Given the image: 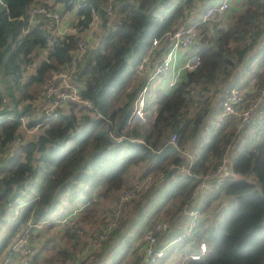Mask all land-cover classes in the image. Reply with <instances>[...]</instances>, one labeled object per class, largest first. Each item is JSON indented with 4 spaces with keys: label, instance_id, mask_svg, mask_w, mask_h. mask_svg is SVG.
Segmentation results:
<instances>
[{
    "label": "trees",
    "instance_id": "16d2710c",
    "mask_svg": "<svg viewBox=\"0 0 264 264\" xmlns=\"http://www.w3.org/2000/svg\"><path fill=\"white\" fill-rule=\"evenodd\" d=\"M45 1L53 7L60 5V12L75 11L73 32L60 35L41 16L30 21V10L38 0H0V231L15 211L26 205L18 222L0 238V253L7 256L18 228L27 221L52 216L63 219L78 203L87 208L86 217L101 199L119 201L116 193L128 188L129 169L144 164V173L137 180L156 179L135 195L136 220L129 226L127 219L121 220L98 249H88L87 242L78 249L77 231L61 229L57 233L60 238L66 236L65 243L43 264H126L135 247L142 255L134 264H139L140 258L148 263L138 225L150 213L155 220L144 229L162 212L174 219L158 240L157 246L165 245L167 236L177 230V218L196 206L191 195L198 175L215 167L228 144L248 139L251 130L255 136L264 123V115L257 117L238 133L231 121L216 129L209 123L220 111L228 89H243L252 99L256 89L264 86V38L259 40L264 35V0H231L220 20L206 22L201 21L202 13L219 0ZM192 2L196 4L193 11ZM108 5L110 13L105 11ZM93 13L98 18L96 40H91L71 73L80 96L89 100L93 109L71 102L54 115L37 114L35 101H43L42 94L54 75L68 68ZM189 23H195L198 33L190 47V52L199 54L198 66L183 71L161 96L153 121L129 127L134 99L146 81L134 76L133 67L153 38L160 41L161 54L167 50L164 35ZM31 130L37 133L26 137ZM171 137L177 147L169 143ZM129 140L144 144L132 145ZM182 150L194 155L189 175L178 169L184 161ZM250 166L254 182L230 189L227 185L220 190L212 188L205 195L201 210L222 193L226 201L197 227L194 245H187L190 253L205 242L206 253L186 264H264V145L252 155ZM158 176L161 182L153 185ZM137 236L140 241L134 243ZM35 240L33 236L28 243L27 264L36 260Z\"/></svg>",
    "mask_w": 264,
    "mask_h": 264
},
{
    "label": "built area",
    "instance_id": "2783aa9c",
    "mask_svg": "<svg viewBox=\"0 0 264 264\" xmlns=\"http://www.w3.org/2000/svg\"><path fill=\"white\" fill-rule=\"evenodd\" d=\"M231 0H219L215 5L206 8L201 15V21L206 22L213 18L221 19L222 14L229 7ZM43 2V3H42ZM46 3L45 0H38L32 9L29 16L30 21H34L37 16L45 18L48 26L54 27L56 31H61L62 28V15L59 11L60 5L55 7L51 6V3ZM195 2L191 4V11L195 8ZM112 10L111 5L105 8L106 13H110ZM98 18L97 14L93 13L92 20L88 31L83 34L82 39L78 42L77 47L72 55L71 62L66 70L57 72L54 75V79L50 82L44 92L43 101H50L52 107L45 113V115H54L56 110L60 107H65L67 103H76L85 107L86 110H92V103L89 100L83 99L79 93V87L71 80V73H73L75 66L83 58V55L89 47L93 35L98 31ZM63 30V29H62ZM74 31V30H73ZM68 32V31H67ZM198 33L195 23H189L181 26L175 31H170L164 35V41L167 42V50L163 53H159L161 50L160 41L153 38L151 46L147 52L138 60L133 67V74L140 80H146L144 85L140 87L133 103L132 111L128 117V126L134 124H144L146 120L153 121L156 116L158 108V102L161 96L170 90L178 81L181 73L185 70H194L199 62L200 57L196 52L191 51L190 47L194 44ZM264 35L260 37L262 41ZM162 43V42H161ZM163 55L161 58L159 55ZM184 56V60L181 63H177L178 58ZM170 76L169 82L166 84L162 93L157 96L156 88L154 85L159 82V77ZM159 79V80H158ZM264 115V86L256 89L255 96L250 99L248 93L243 89L232 87L228 89L223 95L221 101V109L219 113L211 121L210 125L212 129H216L224 121H231L236 126V133L240 132L247 126H250L254 119ZM219 116V117H217ZM34 130V129H33ZM33 130H31L33 132ZM169 143L174 147H177L175 137H171ZM264 145V123L259 127L256 135L254 136L251 144L245 148L236 158L232 156L234 150V144L227 145L221 159L215 165V167L208 173L198 175V183L195 190L192 192L191 199L196 203L194 208L186 209L184 212L188 215V225L182 229V231L176 233L174 237L165 243L163 246H157L158 240L169 230V221L160 219L155 223H152L143 231L142 237V250L150 263L160 262L165 255L166 264L168 260L174 257L173 251L179 247L187 245L193 238L197 227L208 217L206 209H202V206H198L202 195H207L212 191V188L220 190L225 185L230 189L234 185H238L242 182H254L255 175L252 172L250 166V160L255 151ZM180 155L184 159L183 163L179 166V171L184 174H191V165L194 159V155L189 150H182ZM141 181H146L141 180ZM137 183L131 187L126 188L122 200L133 196L137 193L140 187L144 183ZM138 190V191H137ZM126 194V195H125ZM130 195V196H129ZM225 193H222L221 197H224ZM126 198V199H125ZM80 209H72L63 219L55 222V226L59 225V228H54L59 231L62 225L64 229H68L70 233L74 231L76 227L75 216ZM19 214V211H15V217ZM51 219H42L39 221H27L25 225L18 228V232L9 246V253L5 257L2 264H27L28 258L31 253L29 247V241L32 237L39 234L43 229L49 228L53 224ZM113 223L106 222L104 227L94 231L90 234L87 240L88 249H98L102 242L107 238L109 232L112 230ZM80 232V231H79ZM176 245L175 248L168 253V250ZM206 243L200 242L197 246V250L184 254L179 264H186L189 260L198 261L206 253ZM171 261V260H170ZM71 264V263H70Z\"/></svg>",
    "mask_w": 264,
    "mask_h": 264
},
{
    "label": "rangeland",
    "instance_id": "374dc122",
    "mask_svg": "<svg viewBox=\"0 0 264 264\" xmlns=\"http://www.w3.org/2000/svg\"><path fill=\"white\" fill-rule=\"evenodd\" d=\"M60 13L62 14V23H65V25L63 24L64 27L65 28L70 27V28H73V30H74L76 27L75 21L77 20L75 17V11L74 10H72V11H61ZM114 15H116V14H114ZM89 25H90V23H89ZM64 27L62 26L61 31H57L60 35L67 32L65 30H62V29H64ZM68 31H70V29ZM95 40H96V36H94V38L92 39V42H94ZM39 52L41 55L43 54L42 50H39ZM43 95H42V97H44ZM34 105L35 106L33 109H35L36 113L39 115H41L42 113H44V114L47 113V111L52 107V104L50 103V101L37 100V101H35ZM217 117H219V116H217ZM213 120H214V116L210 118L209 123H211V121H213ZM147 122H148V120H146L145 123H147ZM129 127H131V126H129ZM252 132H253V130H251L248 139L240 138L238 140V142L235 143L234 150L232 151V156L234 158H236L245 148H247L249 146L251 140L254 138V133L252 134ZM35 133H37L36 130L33 133H27L25 136L26 137L28 135L32 136ZM143 167H144V164H141L140 166L139 165L134 166V167L129 169V171L126 175L127 179H129V183L127 184V187H131L133 184L135 186V185H137V183H138V185H140L139 180H137L139 178H137V177L138 176L140 177L141 174L144 173ZM158 178H160V179L155 181V183L153 185H157L158 183L161 182L162 177L158 176ZM154 179H156V177L151 176V177L145 178L146 181H140V183H144V184L139 189L142 190V189L148 187L153 182ZM125 189L126 188H124L121 191L116 193V196L120 197L119 201L122 200L121 197H125L124 196V193L126 191ZM135 195H136V193L127 199L125 198L126 199L125 201H128L131 198L134 199L133 201H129L125 205H121L118 200L116 201L114 198H111V197L108 199H101L100 202L98 203L97 207H96V210L89 213L86 217H85V215L87 213V210H86L87 208L85 209V206H82L79 203L71 206V209H80L78 214L75 216L76 227L74 228V232L77 231V233L79 234V241L80 242L78 245V249H80L87 242V240H88V238L92 232L97 231L98 229H101V227L104 224H106V222L109 221V222L113 223V227H112V230H113L114 228H117L116 226H118L120 224L121 220H123V219H125V220L127 219V221H128L127 225L128 226L130 225L131 221L136 220L137 215H134V211H135L134 203L137 202L136 201L137 196L135 197ZM204 199H205V195H202L198 206L204 205V202H205ZM223 199H224L223 197L218 198L208 208H206V211L209 214L208 217L212 216L215 213V211H216V209L220 203L226 201ZM121 206H122V209H120ZM25 209H26V205L20 206L18 208L19 217L16 218L15 216H13L11 219L8 220L6 227H3L2 230L0 231V238L3 237L4 235L6 236L10 232L11 227L13 226V224H16L18 222L20 216L22 215V213L24 212ZM85 210H86V212H85ZM70 211L71 210H69L65 215H67ZM149 215L146 216V220L144 222H141L138 225V227H137L138 234L142 233L144 228L155 220V215L153 213H152V215H151V213ZM124 217H126V218H124ZM181 217L182 216H179L177 219L180 220V219L184 218V217H182V218ZM50 219L53 221L59 220V219H56L55 216H52ZM129 219H131V220L129 221ZM160 219H165V220L169 221V224H170L169 227H172L171 221H174V219L171 220L170 217L168 215H165L164 212L160 213L158 220H160ZM158 220H156V221H158ZM184 220H185L184 222L186 223V225H185V227H186L187 223H188V219L184 218ZM55 227L59 228V225H57ZM60 229L63 230L64 227L61 225ZM61 232H63V231H61ZM68 232H69V230H68ZM173 235H174V232H171L169 234V240L174 237ZM58 236H59V233H57V230L54 227L43 229V234L36 235L34 237L36 239L35 241L37 243L39 242L40 245H36V248L33 250L34 253L36 251H38V252H37L36 260H32V262H30V264H43V262L45 260H47V258L49 256L51 258H52V256H55L56 252L58 250L59 244L65 243V240H66V236L64 234L62 235L61 238H60V236L59 237ZM139 241H140V237H138L134 243H138ZM137 250H138V252H137ZM140 251H139V248L135 247L131 251V255L126 257L125 263L126 264H134L135 260L139 256L142 255ZM142 259L143 258H140L139 264H166V259L163 262L160 261L161 263L159 261L157 263H150L148 260H147L148 261V263H147ZM4 260H5V252H2V253H0V264H2V262Z\"/></svg>",
    "mask_w": 264,
    "mask_h": 264
},
{
    "label": "crops",
    "instance_id": "0c3cea01",
    "mask_svg": "<svg viewBox=\"0 0 264 264\" xmlns=\"http://www.w3.org/2000/svg\"><path fill=\"white\" fill-rule=\"evenodd\" d=\"M218 2V1H217ZM216 2V3H217ZM215 3V4H216ZM65 25V23H62V26L64 27V25ZM70 29V31H68ZM63 30H65V31H68V32H73V28H70V27H68V28H65L64 27V29ZM160 53V50L158 51V54ZM163 55L164 54H162V55H159L161 58L163 57ZM184 60V56H180L179 58H178V61H177V63L179 64V63H181L182 61ZM183 73V72H182ZM182 73H181V75H182ZM161 78V79H160ZM158 80H159V82L157 83V84H155L154 85V88H156V91H157V96H159L161 93H162V91H163V89L165 88V86H166V84L169 82V80H170V76H165V77H160ZM168 92V90L166 91V93ZM216 115H214V117H215ZM184 218L185 219H188L189 220V217H188V215H184ZM184 218H182V219H180L179 221H178V223H177V230H175V231H173L174 232V235L176 234V233H178V232H180V231H182V229L183 228H185V225H186V223L184 222L185 220H184ZM187 225H188V223H187ZM173 235V236H174ZM49 239V238H48ZM51 239V238H50ZM171 240V239H170ZM169 241V235L167 236V238H166V240H165V243L166 242H168ZM164 243V242H163ZM164 243V244H165ZM38 244H40L39 242L36 244V245H38ZM187 245H194V242H193V240H191L190 242H189V244H187ZM187 245H185V246H181V247H179V249L177 250V248H175L173 251H175L176 250V252L173 254V258L171 259V257H170V259L168 260V264H179L180 263V261H181V258H182V256L184 255V254H188L186 251H187V249H188V246ZM79 254V256L80 257H84L85 256V254L84 253H78ZM171 260V261H170Z\"/></svg>",
    "mask_w": 264,
    "mask_h": 264
},
{
    "label": "water",
    "instance_id": "95a60500",
    "mask_svg": "<svg viewBox=\"0 0 264 264\" xmlns=\"http://www.w3.org/2000/svg\"><path fill=\"white\" fill-rule=\"evenodd\" d=\"M129 143L132 144V145H143L144 143L140 140H134V141H130L129 140Z\"/></svg>",
    "mask_w": 264,
    "mask_h": 264
}]
</instances>
